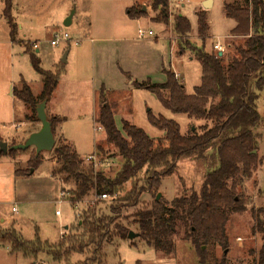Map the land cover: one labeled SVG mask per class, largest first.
Masks as SVG:
<instances>
[{"label":"rangeland","instance_id":"rangeland-1","mask_svg":"<svg viewBox=\"0 0 264 264\" xmlns=\"http://www.w3.org/2000/svg\"><path fill=\"white\" fill-rule=\"evenodd\" d=\"M125 2L126 6L132 4V0ZM224 2L244 4L245 1L211 0L205 9L203 0H169L170 16L165 23L161 15L151 11L149 2L139 1L138 4L145 6L148 16L141 18L140 22L128 20L130 41L118 55V64L125 72L122 80L112 81L113 77L108 74L106 67L109 65H105L104 61L108 51L103 48L92 51L95 53L94 61H97L99 67L103 68V73L107 75L106 82L115 90L106 91L104 96L112 107L119 129H122V121L127 120L142 128L154 140L164 137V131L150 124L148 113L176 121L181 133L185 135L191 131L201 132L204 125L213 126L211 121L189 118L185 114H176L164 108L154 93L131 86L130 77L139 81L150 78L153 83H162L166 80L163 72V68H166L175 73L183 83L186 93L191 94L193 87L200 84L202 75L199 62L196 59L190 60L193 53L189 49L190 46L203 45L197 32L196 12L200 10L208 12L210 24L204 39V50L208 53H218L213 46L221 45L224 66L239 57L238 48L245 47L246 38L231 35V29L236 23L226 17ZM3 6L0 0V139L8 140L6 142L9 146L23 143L31 130L38 127V124L39 128L41 127L40 122L34 127L31 126L30 120L26 118V115L32 114L31 109L11 94L13 87L20 86L21 78L25 79L34 95L41 90L42 77L31 66L25 40L37 42V48H33L30 43L28 46L40 58L41 68L48 71L55 70L64 53L71 48V56L69 60L66 57L65 68L67 67L69 74L79 81L62 82L63 88L57 97V111L59 115L66 117V121L62 123L60 130L56 128L55 145L59 140L63 144L66 143L65 137L67 143L83 156L86 165L90 164L86 157L95 154L97 161H101V164L95 167L112 177L120 167L122 159L116 147L107 143L105 131L98 129L97 116L101 99L100 92L93 90L90 80V52L92 46L96 47L100 43L91 44L87 40H81L85 21L81 17L89 12L87 0H14L13 16L19 30L17 43H11L9 40L7 22L1 14ZM71 13L73 23L66 26L63 24L64 20ZM177 14L189 19L191 32L188 36L179 37L174 31L173 22ZM150 17L159 23L152 21ZM95 18L97 23L101 22L99 14ZM138 29L152 30L153 35L139 37ZM64 33L69 35L68 39H63ZM55 34L60 37V42L52 45L51 40ZM77 49H86L89 56L85 59L81 57L78 63H74L73 55ZM108 62L110 63V60ZM258 94L256 104L260 122L254 129L258 164L250 178L241 182L237 179V194L247 208L244 212L230 213L225 228L227 247L209 241L200 245L203 252L200 253L192 243L186 226L180 223L173 236L172 253L154 250L139 235L131 240L114 238L105 243L101 264H260L259 250L262 238L260 234L253 233L255 220L252 209L264 207V88L258 91ZM47 115L53 114L48 112ZM34 153L35 148L30 147L25 151H18L15 157L8 154L0 156V232L14 229L28 241L33 240L37 234L42 241L54 244L62 235H68L77 228L80 216L90 207L95 208L97 215L109 213V196L104 199L105 203H99L96 202L95 196L90 194L79 202L77 207L73 206L70 196L74 184L71 181L63 182L61 176H53V168L56 166L53 149L41 152L42 162L37 169L29 164V159ZM207 166V161L204 160L179 159L174 173L164 177L157 189L147 191L146 188L136 206L124 209L120 222L138 234L135 222L137 210L150 207L158 193H161L158 201H163L170 207L173 199L189 196L193 191L198 192ZM31 169L33 172H30ZM138 185L146 187L144 173L140 174ZM130 189L131 182H127L120 194L123 195ZM61 192H66L67 196H61ZM89 256V253H74L70 261L76 263ZM0 264L68 263L64 260L54 261L46 252H40L36 257H25L20 251H13L10 241H4L0 242Z\"/></svg>","mask_w":264,"mask_h":264},{"label":"trees","instance_id":"trees-1","mask_svg":"<svg viewBox=\"0 0 264 264\" xmlns=\"http://www.w3.org/2000/svg\"><path fill=\"white\" fill-rule=\"evenodd\" d=\"M134 1L149 2L151 11L161 15L165 23L169 19V0ZM244 1V4L224 2L223 5L226 17L236 23L231 35L246 38L245 47L238 48L239 57L227 66L222 63V55L204 50V39L209 30L207 12L200 10L196 13L198 37L203 45L190 46L189 49L201 65L202 75L200 84L194 86L191 94L186 93L183 83L171 70H164L166 80L163 83L149 80L133 82L135 88L154 93L163 107L171 112L205 119L213 126L204 125L201 132L191 131L185 135L176 121L148 113L150 124L164 131V137L154 140L127 120L122 121V129H119L102 87L97 122L105 131L107 143L115 146L121 156L120 167L112 177L108 176L93 163L86 165L70 144L59 140L53 148L56 163L53 176H61L63 182L74 184L70 196L73 206L90 194L95 196L96 202L105 203L100 196L107 194L111 200L109 213L97 215L95 208L90 207L80 216L77 228L68 235H62L54 244L42 241L37 234L33 240H25L14 229L0 232V242L10 241L13 251H20L25 257H36L40 252H46L57 262L101 264L105 243L128 236L130 230L120 222L124 209L136 206L146 188L147 191L157 189L164 177L174 173L179 159L195 158L207 161L208 165L200 190L173 199L170 207L156 200L155 196L150 207L135 212L138 235L154 250L170 254L174 250L173 236L177 227L184 223L200 253H203L200 245L209 241L227 247L225 228L230 213L244 212L247 208L237 194L238 180L250 178L258 164L253 153L256 148L254 129L260 122L256 102L258 91L264 88V0ZM12 6L13 0H4L3 17L9 26L10 40L17 43L18 25L12 16ZM142 7L143 4H134L128 9V16L140 18L147 15ZM173 28L179 37L188 36L191 32L189 19L181 14L174 17ZM26 52L32 68L42 77L41 90L34 95L25 79L21 78L20 86L13 87L12 95L31 109L32 114L26 115L27 120L40 122L36 108L41 102L46 101L47 104L51 100L65 72V64L60 62L53 71L44 70L40 66V58L28 43ZM47 118L53 134L66 121L65 116L47 115ZM25 150L12 149L7 154L15 157L18 151ZM2 155L6 154L0 152ZM41 162V153L35 151L29 164L37 169ZM141 173H144L146 187L138 185ZM127 182H131V189L121 195ZM252 215L255 220L253 233L260 234L262 238L259 261L263 264L264 207L252 209ZM74 253H89L90 256L71 263Z\"/></svg>","mask_w":264,"mask_h":264},{"label":"crops","instance_id":"crops-1","mask_svg":"<svg viewBox=\"0 0 264 264\" xmlns=\"http://www.w3.org/2000/svg\"><path fill=\"white\" fill-rule=\"evenodd\" d=\"M205 1L206 0H203V4ZM138 2H135L134 0H132V4L126 6L125 0H87V3L89 5V12H88V15H82L83 17H81V18L85 19L84 27L82 28V32L84 33V35L81 34L82 35L81 40L82 41L87 40L91 44L100 43L96 47L92 46L91 52H90L91 53V74H92V78H90V80H91L92 88L94 91L100 92V89L102 87L105 88V92L113 90V89L106 82L107 81L106 79H108V78H107V75L105 73H103L104 72L103 68L101 66L99 67V65L97 64V61H94L93 57H94L95 53H93L92 51L96 52L100 48H103L104 51H108V56H107V58L105 57L106 60H104V61H105V65H109V67H106V68H108V74L110 73L111 76L113 77L112 81H119V80H122V78L124 77L123 73H125V72L121 68V66H119V64H118L119 63L118 55H119V51H122L124 46H126L128 44V42L130 41V38L128 37V31H127V25L129 24L128 20L140 22L141 18L148 16V15H145V16L140 17V18H130L128 16V9L130 7H132L134 4H137ZM2 3L4 5V0H2ZM143 7H145V6H143ZM98 8H99V11L96 12V9H98ZM3 9H4V6H3ZM3 9H2V13H1L2 15H3ZM13 10H14V0H13V6H12V16H13ZM97 14H99V17L102 18L101 22L99 21V23H97V20L95 18V16ZM13 18H14V16H13ZM150 19L152 20L151 17H150ZM207 20H208V17H207ZM152 21H154V20H152ZM154 22H156V21H154ZM72 23H73V17H72L71 24ZM156 23H159V22H156ZM208 24H209V21H208ZM7 26H8V23H7ZM21 28H23V26H21ZM209 29H210V24H209ZM8 30H9V26L7 27V31ZM18 34H19V30H18ZM9 40H10V38H9ZM25 41H26V43H30L31 45H32V43H37L35 40H25ZM79 41H78V44H80ZM10 42L12 43L11 40H10ZM37 51H38V49H37ZM86 51H87L86 49H81L80 51H79V49H77V51H75V53L73 55L74 63H78V60L81 59V57L85 59V57L87 55L89 56L88 52H86ZM71 52H72L71 48H69L68 53H67V59L68 60L71 56ZM193 59H195V58L193 56H191L190 60H193ZM109 60H110V63L108 62ZM68 63L69 62H67V64ZM64 64L66 65V63H64ZM110 67H113V68H110ZM65 69L66 70L62 74L60 81H59V84H58L56 90L54 91V94H53L51 100L46 104V110L50 114H53V115L61 116V115H59V113L57 111V97L60 96V90H61V88H63L62 82H69V83L75 82L76 83L79 81V79H77L75 76H72L69 74V71H67V67ZM164 70H166V68H163V72H164ZM201 74H202V72H201ZM147 80L151 81L150 78L142 79L141 81H139L137 79L134 80L132 77H130V84H131V86H133L134 81L142 82V81H147ZM113 91H115V90H113ZM11 94H12V92H11ZM99 109H100V106H99ZM29 123H31V126L34 127L38 122H30L29 121ZM61 125L62 124H60L58 126V130H60ZM36 128L37 129L39 128V124H38V127L36 126ZM36 128L31 130L28 133V135L32 132L37 131ZM64 139L67 143V140L65 137H64ZM6 141H8V140H6ZM81 157H83V156H81Z\"/></svg>","mask_w":264,"mask_h":264},{"label":"water","instance_id":"water-1","mask_svg":"<svg viewBox=\"0 0 264 264\" xmlns=\"http://www.w3.org/2000/svg\"><path fill=\"white\" fill-rule=\"evenodd\" d=\"M211 0H206L203 4L204 8L207 9ZM145 9V7H143ZM72 21V13L64 20V25L68 26L71 24ZM68 51H66L63 55V58L61 60L62 63H66V57H67ZM223 53L222 51H218V55L221 56ZM46 101L41 102L37 106V117L41 123V128L35 132H32L28 135V137L25 139L23 143L14 144L9 146L8 142L0 139V152L7 154L9 150L12 149H20L25 150L30 147H34L37 154L41 153L43 150H51L55 146V138L54 134L52 132L51 123L47 118L46 112ZM255 153V150L253 151ZM30 172H33V169L30 170ZM161 196V193H158L156 196V200H159ZM136 236H138L137 233H134L133 231H129L127 238L133 239Z\"/></svg>","mask_w":264,"mask_h":264},{"label":"built area","instance_id":"built-area-1","mask_svg":"<svg viewBox=\"0 0 264 264\" xmlns=\"http://www.w3.org/2000/svg\"><path fill=\"white\" fill-rule=\"evenodd\" d=\"M150 35H153V31L152 30H149V31H145V30H141V29L138 30V36L139 37L150 36ZM68 38H69V35L67 33H64L63 39H68ZM59 42H60V37L58 36V34H55L54 38L51 40V44L52 45H57ZM76 43L78 44V41H76ZM32 46H33V48H37L38 47L37 43H32ZM213 47H214V49L216 51H222L221 50L222 47L219 44H214ZM98 129H102V128L99 126ZM86 161H88L90 163H93L94 166H96L97 164H101L100 160L97 161L95 154L88 155L86 157ZM61 196H63V197L67 196L66 192H61ZM100 198L101 199H106V198H108V195L107 194H102L100 196ZM78 203L79 202L76 203L75 207L78 206ZM13 210H15V208H13Z\"/></svg>","mask_w":264,"mask_h":264}]
</instances>
